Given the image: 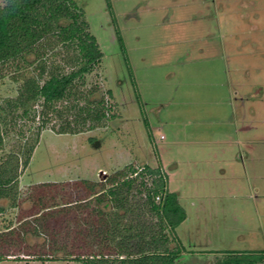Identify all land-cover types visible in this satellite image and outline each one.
Returning a JSON list of instances; mask_svg holds the SVG:
<instances>
[{"label":"rangeland","instance_id":"rangeland-1","mask_svg":"<svg viewBox=\"0 0 264 264\" xmlns=\"http://www.w3.org/2000/svg\"><path fill=\"white\" fill-rule=\"evenodd\" d=\"M76 3L102 54L86 81L111 91L112 117L79 133L41 131L19 177L18 206L0 215V231L12 223L20 231L39 210L26 200L29 184L70 181L56 191L81 199L88 190L73 180L102 181L128 163L160 165L185 213L175 228L182 264L247 254L264 264V0ZM14 95V84L0 82V102ZM55 211L50 231L72 218ZM1 234L0 264H78L39 260L48 244Z\"/></svg>","mask_w":264,"mask_h":264},{"label":"trees","instance_id":"trees-1","mask_svg":"<svg viewBox=\"0 0 264 264\" xmlns=\"http://www.w3.org/2000/svg\"><path fill=\"white\" fill-rule=\"evenodd\" d=\"M101 56L76 0H0V82L15 85V95L0 102V151L13 136L21 141L0 156V215L18 206L19 177L42 130L73 134L104 127L111 119V91L86 81L98 74ZM73 181L88 190L84 198L64 199L56 191L70 181L27 185L36 191L26 200L39 210L31 220L25 217L20 231L12 223L0 233H20L21 242L39 238L49 245L48 253L37 256L44 261L182 264L184 247L175 228L185 213L160 165L128 163L102 181ZM57 207L72 218L54 223L50 231L46 223ZM246 256L216 264H259V258Z\"/></svg>","mask_w":264,"mask_h":264},{"label":"crops","instance_id":"crops-1","mask_svg":"<svg viewBox=\"0 0 264 264\" xmlns=\"http://www.w3.org/2000/svg\"><path fill=\"white\" fill-rule=\"evenodd\" d=\"M237 158H238V159H241V158H240V155H238Z\"/></svg>","mask_w":264,"mask_h":264},{"label":"water","instance_id":"water-1","mask_svg":"<svg viewBox=\"0 0 264 264\" xmlns=\"http://www.w3.org/2000/svg\"><path fill=\"white\" fill-rule=\"evenodd\" d=\"M102 173V171L100 172V174Z\"/></svg>","mask_w":264,"mask_h":264}]
</instances>
